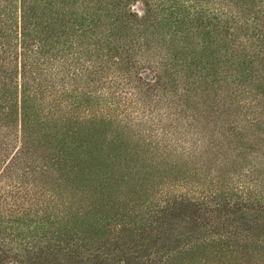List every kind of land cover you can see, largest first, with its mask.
<instances>
[{"label":"rangeland","instance_id":"rangeland-1","mask_svg":"<svg viewBox=\"0 0 264 264\" xmlns=\"http://www.w3.org/2000/svg\"><path fill=\"white\" fill-rule=\"evenodd\" d=\"M200 1L219 19L182 30L193 41L179 31L167 67L156 66L160 55L151 59L156 68L146 70L160 75L154 90L135 79L112 91L144 89L146 108L121 100L123 111L109 114L82 103L68 135L40 148L50 158L36 155L39 189L4 178L23 145L13 121L11 131L0 128L2 147V134L9 137L0 166V264H264V5L234 0L239 9L255 7L250 25L255 14L262 19L255 43L238 49L233 44L248 36L237 31L239 20L225 23L230 3ZM135 3L128 23L119 16L104 23L124 38L135 29L145 38L144 25L132 21L151 15V32L167 38V12L152 0ZM161 39L153 41L163 56ZM115 75L92 85L96 96Z\"/></svg>","mask_w":264,"mask_h":264},{"label":"trees","instance_id":"trees-1","mask_svg":"<svg viewBox=\"0 0 264 264\" xmlns=\"http://www.w3.org/2000/svg\"><path fill=\"white\" fill-rule=\"evenodd\" d=\"M132 1L136 5L143 0H0V128L11 131L13 121L18 128V140L23 145L19 153L17 148L12 161L6 163L2 172L4 178L11 182L21 181L17 189L23 190L29 181L33 182V188L39 189L34 182L37 172L33 171V163H38L35 157L39 154V158H50L43 155L40 148L46 147L44 143L48 146L46 141H53L55 135H68L69 128L78 122L77 116L72 114L77 113L82 103L91 108H103L109 114L123 111L124 108H119L121 100L134 103L136 109H145L149 99L144 89H135V93L117 97L112 91L120 85L133 84L135 79L146 86L147 91H153V83L160 79V75L146 70L147 66L154 65L151 59L160 55L156 66L167 67L171 49L168 43L175 41L179 31L200 26L203 19H219L215 17L216 12L203 6L200 0H191L190 3L185 0H152L156 8L167 12L164 22L169 24L172 32L167 34V38L159 29L152 33L151 15L139 21L136 18L141 15L137 13L132 22L136 27L144 25L142 31L147 36L143 38L140 29H135L138 34L132 39L124 38L123 31L116 28L113 32L104 21L106 18L117 20L119 16L128 23L126 9ZM220 1L222 4L230 3L223 7L227 8L223 13L225 23L239 20L237 31L245 29L247 32V39L237 40L240 42L233 46L239 49L254 44L256 35L253 31H259L262 23L255 11L253 24H249L251 16L248 14L255 7L239 9L234 0ZM255 1L264 5V0ZM259 13L264 14V9ZM182 33V37L187 35L188 38L181 40L190 39L191 33ZM156 35L162 37L161 48L168 49L167 55L162 56L154 45ZM259 39L260 35H257ZM262 40L259 41L261 45ZM138 53L142 55L139 62L135 58ZM156 66L152 67L155 69ZM108 73L116 74L107 85L108 94L96 96L94 89L99 87L92 85L103 86L102 79ZM77 88L80 89L79 94ZM169 101L172 102L171 99ZM140 127L137 126L136 130ZM76 133L72 127L70 134ZM2 139L7 141L3 142V147L0 145V166L7 158L9 148V137L2 134ZM140 142L143 143L139 139ZM142 146L146 145L143 143ZM25 164L28 166L23 170ZM42 175L48 176V173ZM25 191L28 192L27 189Z\"/></svg>","mask_w":264,"mask_h":264}]
</instances>
